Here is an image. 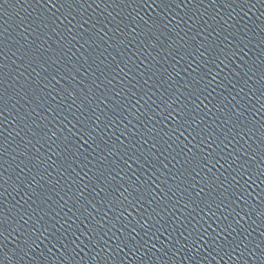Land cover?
<instances>
[{
	"label": "water",
	"instance_id": "1",
	"mask_svg": "<svg viewBox=\"0 0 264 264\" xmlns=\"http://www.w3.org/2000/svg\"><path fill=\"white\" fill-rule=\"evenodd\" d=\"M264 0H0V264H264Z\"/></svg>",
	"mask_w": 264,
	"mask_h": 264
},
{
	"label": "snow or ice",
	"instance_id": "2",
	"mask_svg": "<svg viewBox=\"0 0 264 264\" xmlns=\"http://www.w3.org/2000/svg\"><path fill=\"white\" fill-rule=\"evenodd\" d=\"M261 215H264V211L261 212ZM0 236H2V233H0Z\"/></svg>",
	"mask_w": 264,
	"mask_h": 264
}]
</instances>
